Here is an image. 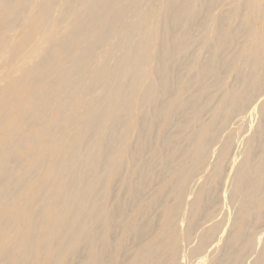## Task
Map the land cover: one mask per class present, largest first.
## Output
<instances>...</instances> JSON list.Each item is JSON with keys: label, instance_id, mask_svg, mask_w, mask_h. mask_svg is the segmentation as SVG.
<instances>
[{"label": "bare ground", "instance_id": "bare-ground-1", "mask_svg": "<svg viewBox=\"0 0 264 264\" xmlns=\"http://www.w3.org/2000/svg\"><path fill=\"white\" fill-rule=\"evenodd\" d=\"M0 264H264V0H0Z\"/></svg>", "mask_w": 264, "mask_h": 264}]
</instances>
